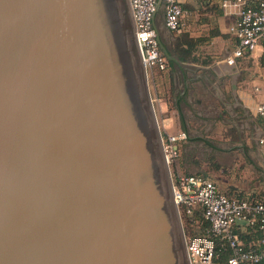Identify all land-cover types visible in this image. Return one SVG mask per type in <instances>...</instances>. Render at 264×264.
<instances>
[{"label":"water","instance_id":"1","mask_svg":"<svg viewBox=\"0 0 264 264\" xmlns=\"http://www.w3.org/2000/svg\"><path fill=\"white\" fill-rule=\"evenodd\" d=\"M184 239L129 1L0 0V264H189Z\"/></svg>","mask_w":264,"mask_h":264},{"label":"crops","instance_id":"2","mask_svg":"<svg viewBox=\"0 0 264 264\" xmlns=\"http://www.w3.org/2000/svg\"><path fill=\"white\" fill-rule=\"evenodd\" d=\"M179 1L187 11L186 25L175 32L166 27L163 2L156 0L153 27L167 67L153 73L161 72L163 77L170 79L173 104L178 112L197 111L200 121L215 113L222 120L224 112L230 115V122H236L239 127L243 124L246 133L238 135L236 139L255 148L256 156L262 157L264 162V145L259 143V139L264 136V117L255 112L256 105L264 102V72L256 70L258 75L243 76V59L252 58L253 63H256L263 51L261 45L235 64H227L226 58L236 46V38L230 32L235 16L221 6L223 0ZM248 5L255 6L256 0H248ZM163 81H157L158 90ZM157 98L160 109L167 111L169 101L164 93L160 92ZM179 115L184 122V113ZM243 148L245 152L246 147ZM247 151L245 153L249 155L254 154L251 149ZM255 180L256 188H247L244 197L264 201V177L256 176ZM260 180H263L261 184ZM235 231L246 245H253L258 240L252 227L242 224Z\"/></svg>","mask_w":264,"mask_h":264},{"label":"built area","instance_id":"3","mask_svg":"<svg viewBox=\"0 0 264 264\" xmlns=\"http://www.w3.org/2000/svg\"><path fill=\"white\" fill-rule=\"evenodd\" d=\"M128 1L147 74L165 70L167 61L153 27L156 0ZM162 2L166 27L171 31H180L186 25L187 11L179 0ZM221 6L235 16L230 32L236 38V46L226 58L227 64L233 65L238 59L250 55L264 37V0H256L255 6H249L248 0H223ZM255 112L264 117V102L256 105ZM184 137V133H179L168 135L167 143L162 140L167 164L177 154L175 143ZM259 143L264 145V136ZM172 194L180 216L187 218L200 210L209 224L206 235L185 236L189 264H257L264 259V201L229 196L214 181L198 173H178L172 178ZM236 220H244L246 226L259 233L255 244L244 243L235 231L241 226L236 224ZM220 247L229 251L223 263L213 261L218 257L217 249Z\"/></svg>","mask_w":264,"mask_h":264},{"label":"rangeland","instance_id":"4","mask_svg":"<svg viewBox=\"0 0 264 264\" xmlns=\"http://www.w3.org/2000/svg\"><path fill=\"white\" fill-rule=\"evenodd\" d=\"M261 47L263 50V46ZM243 60L244 77L251 74L258 75L255 73L258 70L264 72V67L260 66L258 60L256 63H253L252 58ZM148 74V90L162 140L167 143L168 135L185 134L183 139H179L175 143L177 154L170 159L168 164L171 178H174L178 173L203 174L215 181L230 196L244 197L247 188H256V176L264 177V162L262 157L256 156L255 148H251V145L244 141L240 143L236 139L238 135L246 133L244 125L239 127L236 122H230V115L224 112L222 120L215 113L201 121L198 119L197 111L178 112L172 103L174 96L173 89L169 85L170 79L167 76L163 77L161 72ZM161 79L164 81L158 90L157 81ZM159 91L163 92L166 98L171 101L167 111L160 109L157 98V95L160 94ZM179 113H184V122H182ZM243 147H246L245 152L251 149L254 154L249 155L243 152ZM262 182L263 180H260L259 184ZM180 221L186 237L202 235L207 232V228H204L200 221L190 225L187 218L183 216H180Z\"/></svg>","mask_w":264,"mask_h":264},{"label":"trees","instance_id":"5","mask_svg":"<svg viewBox=\"0 0 264 264\" xmlns=\"http://www.w3.org/2000/svg\"><path fill=\"white\" fill-rule=\"evenodd\" d=\"M260 45L263 46V51H262V54L260 55V57L258 58V61H259V64L261 67H264V37L262 38L261 42H260ZM249 56V55H247ZM168 100V99H167ZM170 100V99H169ZM168 100V101H169ZM171 103V101H169V104ZM173 103V102H172ZM203 175V174H201ZM205 176V175H203ZM187 221L189 222V224L191 225L192 223H195L197 221H200L203 225L204 228H207V232H208V229H209V224L207 221L204 220V218L202 217V213L200 210H196L194 211V213L187 217ZM204 233L202 235H206L207 234ZM256 235L257 237H259V233L256 232ZM217 252H218V257L217 258H214V262H218V263H223L225 262V260L227 259L228 255H229V251L226 247H220V249H217ZM257 264H264V259L261 260L259 263Z\"/></svg>","mask_w":264,"mask_h":264}]
</instances>
